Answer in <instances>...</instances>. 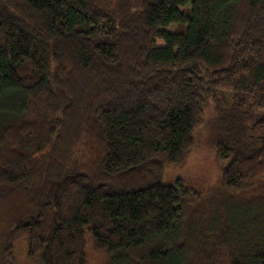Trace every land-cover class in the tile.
Instances as JSON below:
<instances>
[{
    "label": "trees",
    "instance_id": "trees-1",
    "mask_svg": "<svg viewBox=\"0 0 264 264\" xmlns=\"http://www.w3.org/2000/svg\"><path fill=\"white\" fill-rule=\"evenodd\" d=\"M222 91L211 143L236 193L264 181V0H0L10 243L39 264H85L87 236L108 264H264V194L216 212L207 241L198 192L162 183Z\"/></svg>",
    "mask_w": 264,
    "mask_h": 264
},
{
    "label": "rangeland",
    "instance_id": "rangeland-1",
    "mask_svg": "<svg viewBox=\"0 0 264 264\" xmlns=\"http://www.w3.org/2000/svg\"><path fill=\"white\" fill-rule=\"evenodd\" d=\"M114 1L99 0V4L104 2L105 7L109 8ZM174 29L175 26H170L168 31ZM217 99L216 103L212 100L207 102L202 120L193 132V145L183 162L178 166L167 167L162 177L164 184H173L179 179L185 186L198 192L199 199L192 200L188 206V227L196 226V231L203 232L207 241H210L209 231L216 222V212L225 214L228 207H236L239 204L244 206L264 194V181L253 188L236 193L227 192L222 188L221 169L211 143L210 124L215 117V106L231 104L233 96L222 91L217 94ZM208 205L212 206V209ZM22 206L24 199L21 195H14L0 205V264H39L37 259L29 257L25 239L10 243V232L14 229L15 218L18 219L19 213L22 212ZM84 256L85 264H108L106 253L97 250L89 236L86 237ZM219 259L220 264L226 261L224 258Z\"/></svg>",
    "mask_w": 264,
    "mask_h": 264
}]
</instances>
